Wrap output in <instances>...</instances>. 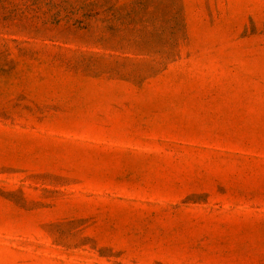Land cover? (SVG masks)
<instances>
[{
	"label": "rangeland",
	"instance_id": "rangeland-1",
	"mask_svg": "<svg viewBox=\"0 0 264 264\" xmlns=\"http://www.w3.org/2000/svg\"><path fill=\"white\" fill-rule=\"evenodd\" d=\"M0 264H264V0H0Z\"/></svg>",
	"mask_w": 264,
	"mask_h": 264
}]
</instances>
